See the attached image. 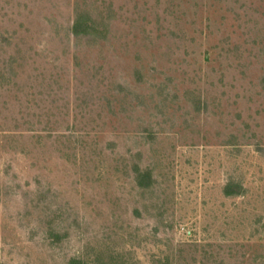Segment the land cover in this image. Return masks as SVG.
Masks as SVG:
<instances>
[{
  "label": "rangeland",
  "instance_id": "374dc122",
  "mask_svg": "<svg viewBox=\"0 0 264 264\" xmlns=\"http://www.w3.org/2000/svg\"><path fill=\"white\" fill-rule=\"evenodd\" d=\"M0 264H264V0H0Z\"/></svg>",
  "mask_w": 264,
  "mask_h": 264
}]
</instances>
